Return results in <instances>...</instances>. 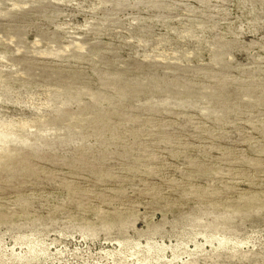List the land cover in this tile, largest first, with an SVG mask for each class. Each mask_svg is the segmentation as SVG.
<instances>
[{
    "label": "rangeland",
    "instance_id": "374dc122",
    "mask_svg": "<svg viewBox=\"0 0 264 264\" xmlns=\"http://www.w3.org/2000/svg\"><path fill=\"white\" fill-rule=\"evenodd\" d=\"M0 264H264V0H0Z\"/></svg>",
    "mask_w": 264,
    "mask_h": 264
}]
</instances>
